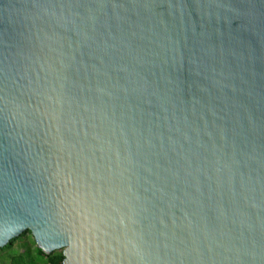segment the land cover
I'll list each match as a JSON object with an SVG mask.
<instances>
[{
    "label": "water",
    "instance_id": "95a60500",
    "mask_svg": "<svg viewBox=\"0 0 264 264\" xmlns=\"http://www.w3.org/2000/svg\"><path fill=\"white\" fill-rule=\"evenodd\" d=\"M62 264H264V0H0V247Z\"/></svg>",
    "mask_w": 264,
    "mask_h": 264
},
{
    "label": "trees",
    "instance_id": "16d2710c",
    "mask_svg": "<svg viewBox=\"0 0 264 264\" xmlns=\"http://www.w3.org/2000/svg\"><path fill=\"white\" fill-rule=\"evenodd\" d=\"M17 241L15 247H11ZM60 250L43 253L34 244L30 233L25 230L0 247V264H62Z\"/></svg>",
    "mask_w": 264,
    "mask_h": 264
},
{
    "label": "rangeland",
    "instance_id": "374dc122",
    "mask_svg": "<svg viewBox=\"0 0 264 264\" xmlns=\"http://www.w3.org/2000/svg\"><path fill=\"white\" fill-rule=\"evenodd\" d=\"M16 244H17V241H14L11 247L12 248L15 247Z\"/></svg>",
    "mask_w": 264,
    "mask_h": 264
}]
</instances>
